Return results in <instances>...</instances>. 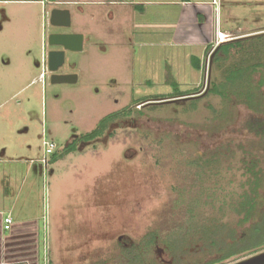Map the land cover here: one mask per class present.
Listing matches in <instances>:
<instances>
[{"label":"rangeland","instance_id":"rangeland-1","mask_svg":"<svg viewBox=\"0 0 264 264\" xmlns=\"http://www.w3.org/2000/svg\"><path fill=\"white\" fill-rule=\"evenodd\" d=\"M218 1L223 33L264 30V0L213 3ZM104 2L0 0V140L11 144L9 156L43 158V136L56 144L55 154H65L51 165L52 155L47 157V175L39 184L42 217H48L49 264H131L125 257L128 249L150 232H157L159 241L148 250L144 264L209 262L215 250L199 241L182 242L195 237L183 234L196 216L199 224L219 217V201L229 189L241 191V182L252 179L247 170L253 165L264 171V140L247 128L248 120L259 115L240 97L250 89L253 93L255 84L249 76L234 85L223 81L226 98L210 95L184 103L178 101L182 98L170 99L169 87L156 85L158 91L142 81L136 82L133 93L134 42L126 31L100 30L96 18L107 9H128ZM54 9L72 11L74 21L67 31L76 32L80 22L88 24L87 29L105 42L92 47L93 39L82 53H67L60 72L77 75L75 85L40 79L43 60L46 66L48 61L44 35L55 31L49 23ZM212 51L200 57L204 73L198 79L180 71L181 91L194 93L190 98L203 96L212 77L221 80V72L211 74ZM166 74L173 78L170 71ZM263 78L261 73L254 75L257 83ZM255 92L264 99V84ZM125 110L130 114L120 116ZM94 131L99 132L94 142L80 140ZM211 158L222 163L223 177L204 176L207 180L202 181L200 166ZM222 219L238 218L228 213ZM168 235L174 253L165 244ZM250 256L253 253L217 264Z\"/></svg>","mask_w":264,"mask_h":264},{"label":"crops","instance_id":"crops-1","mask_svg":"<svg viewBox=\"0 0 264 264\" xmlns=\"http://www.w3.org/2000/svg\"><path fill=\"white\" fill-rule=\"evenodd\" d=\"M103 4L128 9L127 12L120 10L119 13L107 9L105 13H97L96 18L101 21L100 30L126 31L134 42L133 93L136 92V82L141 81L172 90L166 81L167 70L173 75L180 90V71L184 75H190V79H198L203 70L202 62L201 69L197 70L193 67L192 58L196 57L201 61L200 57L206 55L207 48L214 44L217 34L223 33L219 29L217 14L219 1L214 4L213 0H106ZM69 11L73 24V13ZM84 14L85 9L81 8L80 15ZM131 15L133 17L130 19ZM116 20L118 22L115 23ZM79 24L80 29L73 33L83 34L84 44L90 45L89 42L94 39L95 44L92 43V47L99 43L101 47L105 45L98 32L95 35L91 28L87 29L88 24ZM224 34L226 37L233 35ZM184 58L186 63L180 66ZM75 84L77 83L63 85ZM155 88L159 91L157 86ZM169 91L171 94L172 91ZM0 143L3 145L1 147L0 144V264H44V253L48 248V217H42L40 202L39 184L47 175L44 174L45 166L40 161L42 154L36 159L9 156L12 153L11 144L2 140ZM52 156L49 165L53 163ZM30 177L32 178L28 187ZM54 192L56 189L53 186ZM8 216L12 217L13 223L6 229L5 219Z\"/></svg>","mask_w":264,"mask_h":264},{"label":"trees","instance_id":"trees-1","mask_svg":"<svg viewBox=\"0 0 264 264\" xmlns=\"http://www.w3.org/2000/svg\"><path fill=\"white\" fill-rule=\"evenodd\" d=\"M118 1L129 2L131 0ZM259 42L263 44L259 45ZM211 50H214L212 51L213 53L210 61L211 74L221 72L223 74L221 80L218 81L212 77L209 84L210 86L207 88L203 96L190 98L194 93L182 92L176 81L170 77V74H168L166 81L172 88L170 99L182 98L178 101L179 103H184L188 100L197 101V99L210 95L223 96L226 98V91L223 93L221 92V83L224 81V85H227L228 83L234 85L238 82L245 81L248 76L250 77L249 80L255 84V90L257 86L260 87L264 84V78L259 83L254 79V75L260 73L264 76V34L249 38L228 40L218 46L213 44L207 48L206 54ZM192 64L195 69H201V61L198 58L193 57ZM215 66L216 68L219 66L218 71L215 69ZM229 70L231 71L228 73ZM256 83L258 85H256ZM255 90L253 93L251 89L246 93H241L240 97H242L241 100H246L244 104L248 105L252 113L259 115L256 118L254 117L248 120V130L264 140V99L263 94L257 95ZM151 108L156 109L157 106ZM129 114L130 111L125 110V113L123 112L120 116L126 117ZM116 117L117 116H113V119ZM108 121L110 120L107 118L104 121V125H106ZM113 121L114 120L111 122ZM104 130L105 129H101V131ZM97 131L85 134L79 139H83V141L95 140L99 137V132ZM68 148H70V146ZM64 153L68 154L67 151H64ZM64 155L65 154L63 153L60 155L54 153L52 162H55L58 158L63 157ZM200 161L201 158L197 160V163L199 164ZM200 167L204 168L203 173L200 175L202 181L209 179L211 176L216 179L223 177V166L218 158H211L208 160L203 159V165L201 164ZM256 169V165H253L252 168L247 170L252 174V179H249L247 182H241V186H239L241 189L240 192H235V188L229 189L232 191H228V193L223 196L224 198L219 201L221 202V206L219 207V217H212L211 220L202 222L201 224L197 221V216L192 218L193 221L189 226L190 230L186 231L187 233L183 234V236L186 237L188 234L191 235V233H193L195 235L194 240L183 238L182 242L187 243L194 241V243H197L199 241L204 243L207 249L211 250V248H213L215 250L214 255H216L215 258L211 259L209 262L202 260L193 264H217L234 258H240L249 253H253L254 255L264 250V171L261 169L256 171ZM204 176H207V179H204ZM218 182L219 181L216 180V183ZM228 184L231 185L232 182L230 181ZM197 204L198 205L194 207L196 209L199 207V202H197ZM228 213L236 215V218L238 219L234 222H224L222 217H227ZM179 233L181 232L179 231ZM170 237L171 235H168L167 243L165 242V244L167 249L170 252H173L174 244L169 239ZM158 241V233L150 232L144 236L139 244L131 246L132 251L131 249H128V253L125 257L131 264H144V257L148 250L153 246H157Z\"/></svg>","mask_w":264,"mask_h":264},{"label":"water","instance_id":"water-1","mask_svg":"<svg viewBox=\"0 0 264 264\" xmlns=\"http://www.w3.org/2000/svg\"><path fill=\"white\" fill-rule=\"evenodd\" d=\"M50 25L56 28L70 29L72 26L71 13L65 9H54L50 16ZM264 30L260 32H252L243 35H234L228 37V40H236L263 35ZM84 35L80 33L67 34H51L49 37V45L62 47L61 51H51L48 53V71L51 75V84L63 85L74 84L77 82L75 74H59V70L65 65L66 52L80 53L84 48ZM234 264H264V251L248 257Z\"/></svg>","mask_w":264,"mask_h":264},{"label":"built area","instance_id":"built-area-1","mask_svg":"<svg viewBox=\"0 0 264 264\" xmlns=\"http://www.w3.org/2000/svg\"><path fill=\"white\" fill-rule=\"evenodd\" d=\"M215 1V0H214ZM214 4H217L216 2ZM228 37H226V35L224 33H218L217 34V45L225 43L228 41ZM43 71L41 74V77L44 78L45 74L48 72V61H47V66L45 64V61L43 60ZM42 146H43V158L42 160H40L42 162V164L46 167L48 165V161H47V157L52 155L55 150H56V144L53 141H50L49 139H47L46 137H43V142H42ZM6 222V229H9L11 224L13 223V219L11 216H8L5 219ZM44 264H49V259H48V248L45 249V253H44Z\"/></svg>","mask_w":264,"mask_h":264},{"label":"flooded vegetation","instance_id":"flooded-vegetation-1","mask_svg":"<svg viewBox=\"0 0 264 264\" xmlns=\"http://www.w3.org/2000/svg\"><path fill=\"white\" fill-rule=\"evenodd\" d=\"M53 28H55V31H52L50 34H48V37H46L45 35H44V47H45V51H46V49H48V51H47V56H48V53L49 52H51V51H61V50H63V48L62 47H56V46H50L49 45V37H50V35L51 34H67V33H73V32H69V31H67L68 29H64V28H56V27H53ZM46 38V39H45ZM67 53H71V52H66V56H67ZM45 54V53H44ZM67 59V58H66ZM65 64H66V62H65ZM65 66V65H64ZM63 66V67H64ZM62 67V68H63ZM61 68V69H62ZM60 69V70H61ZM60 70H59V74H71V73H61L60 72ZM73 74V73H72ZM51 73L48 71L46 74H45V76H44V78H42L41 77V75H40V79H42V81H46L47 82V80L49 81V83H51Z\"/></svg>","mask_w":264,"mask_h":264}]
</instances>
